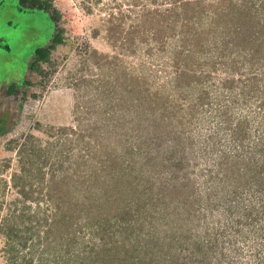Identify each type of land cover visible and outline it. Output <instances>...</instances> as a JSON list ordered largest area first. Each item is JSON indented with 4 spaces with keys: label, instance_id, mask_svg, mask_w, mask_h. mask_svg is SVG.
Wrapping results in <instances>:
<instances>
[{
    "label": "rangeland",
    "instance_id": "1",
    "mask_svg": "<svg viewBox=\"0 0 264 264\" xmlns=\"http://www.w3.org/2000/svg\"><path fill=\"white\" fill-rule=\"evenodd\" d=\"M50 3L57 57L1 119L0 264H264V0Z\"/></svg>",
    "mask_w": 264,
    "mask_h": 264
},
{
    "label": "flooded vegetation",
    "instance_id": "2",
    "mask_svg": "<svg viewBox=\"0 0 264 264\" xmlns=\"http://www.w3.org/2000/svg\"><path fill=\"white\" fill-rule=\"evenodd\" d=\"M7 7L6 15H12L14 19L16 18L13 26L17 27L14 39L18 45V50L16 55L11 57L7 63L10 70L14 68L12 73L16 69L17 74L14 75V79L17 80L9 81L5 88L7 90V88L14 87L12 92L9 91L11 98H13L11 111L15 109V112L11 113L10 121L15 120L16 123L18 120L16 113L20 110L23 100L29 95L32 97L36 95L34 91H31L29 95L27 94V87L32 85L31 75L34 71L43 74V71L40 70L43 63L46 64L51 60L53 61L52 57H57L52 53L57 50V45L63 42L64 31L56 25L57 10L52 6L50 0H9ZM37 10L40 14L45 13L47 15L48 24L46 27L43 20L37 18ZM5 39L7 40V38ZM5 39L0 42V46L4 49H12L11 45L14 41L7 45ZM4 49L2 52H5ZM25 66L28 74L25 71ZM29 73L31 74L30 78ZM8 128L9 125L5 122L0 127V131Z\"/></svg>",
    "mask_w": 264,
    "mask_h": 264
},
{
    "label": "crops",
    "instance_id": "3",
    "mask_svg": "<svg viewBox=\"0 0 264 264\" xmlns=\"http://www.w3.org/2000/svg\"><path fill=\"white\" fill-rule=\"evenodd\" d=\"M14 33L15 31H11L7 33L6 35L7 40L5 39L7 45L9 42L14 41L11 45L12 49L10 48L4 49L0 46V127L4 124V123L1 124L3 121L1 119L8 120L10 117L7 115L8 113L10 115V112H12L11 111V108H12L11 100H13V98H11V95L5 96L1 91H3V89L6 88V85L8 84L9 81L17 80V79H14L15 78L14 75L17 74L16 69H15V72L12 73V70H14V68L10 70L7 64L9 59L16 55L17 50H18V45L16 43V40L14 39ZM2 49H4L5 52H2L3 51ZM2 95L4 96V98Z\"/></svg>",
    "mask_w": 264,
    "mask_h": 264
},
{
    "label": "water",
    "instance_id": "4",
    "mask_svg": "<svg viewBox=\"0 0 264 264\" xmlns=\"http://www.w3.org/2000/svg\"><path fill=\"white\" fill-rule=\"evenodd\" d=\"M8 5L9 0H0V40L2 39V35L6 38L7 33L17 31V27L15 25L13 26L14 22H16V18L14 19L12 15H6Z\"/></svg>",
    "mask_w": 264,
    "mask_h": 264
},
{
    "label": "trees",
    "instance_id": "5",
    "mask_svg": "<svg viewBox=\"0 0 264 264\" xmlns=\"http://www.w3.org/2000/svg\"><path fill=\"white\" fill-rule=\"evenodd\" d=\"M227 16H228V17H227ZM224 17H225V16H221V19L224 18ZM226 19H227V21L229 20V22H230V21H234V23H235L234 26L236 27V25H237V21H238L237 18H235V17L232 18V15H230V14H226Z\"/></svg>",
    "mask_w": 264,
    "mask_h": 264
}]
</instances>
